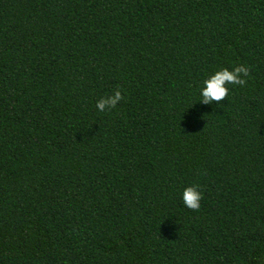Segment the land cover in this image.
Returning a JSON list of instances; mask_svg holds the SVG:
<instances>
[{
  "label": "trees",
  "instance_id": "16d2710c",
  "mask_svg": "<svg viewBox=\"0 0 264 264\" xmlns=\"http://www.w3.org/2000/svg\"><path fill=\"white\" fill-rule=\"evenodd\" d=\"M0 264H264V0H0Z\"/></svg>",
  "mask_w": 264,
  "mask_h": 264
},
{
  "label": "clouds",
  "instance_id": "9594fccd",
  "mask_svg": "<svg viewBox=\"0 0 264 264\" xmlns=\"http://www.w3.org/2000/svg\"><path fill=\"white\" fill-rule=\"evenodd\" d=\"M249 67L240 64L229 68H220L214 73L206 76L199 89V102L204 104H211L212 101H222L229 95L228 85H241L246 84L245 77L248 76ZM122 99L119 89L113 95L106 98H100L96 102V108L104 111L106 107H115L117 102ZM182 201L184 206L190 209H198L200 207V200L202 193L199 191L198 186H188L182 192Z\"/></svg>",
  "mask_w": 264,
  "mask_h": 264
}]
</instances>
